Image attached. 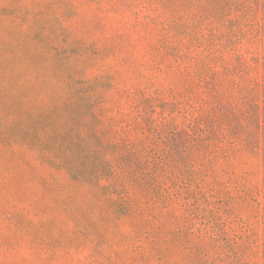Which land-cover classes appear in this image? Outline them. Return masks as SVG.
<instances>
[{
  "label": "rangeland",
  "instance_id": "374dc122",
  "mask_svg": "<svg viewBox=\"0 0 264 264\" xmlns=\"http://www.w3.org/2000/svg\"><path fill=\"white\" fill-rule=\"evenodd\" d=\"M0 264H264V0H0Z\"/></svg>",
  "mask_w": 264,
  "mask_h": 264
}]
</instances>
